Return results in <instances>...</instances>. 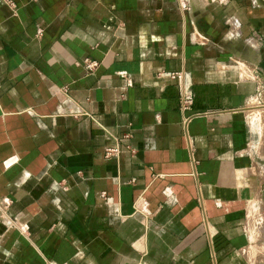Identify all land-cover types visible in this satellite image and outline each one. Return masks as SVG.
Here are the masks:
<instances>
[{
  "label": "crops",
  "instance_id": "1",
  "mask_svg": "<svg viewBox=\"0 0 264 264\" xmlns=\"http://www.w3.org/2000/svg\"><path fill=\"white\" fill-rule=\"evenodd\" d=\"M12 2L0 264L264 260V0ZM170 73L202 113L186 126Z\"/></svg>",
  "mask_w": 264,
  "mask_h": 264
},
{
  "label": "built area",
  "instance_id": "2",
  "mask_svg": "<svg viewBox=\"0 0 264 264\" xmlns=\"http://www.w3.org/2000/svg\"><path fill=\"white\" fill-rule=\"evenodd\" d=\"M4 5L15 9V5L12 0H0ZM183 5L188 3V0H180ZM84 69L91 73L98 67V63L96 61H91L89 59H85L83 62ZM170 80L177 81V89L179 92L178 98V109L182 114V124L186 126L193 118L200 116L202 113H193L192 106L194 102L193 94L191 93L190 87L183 82L181 73H170L168 74ZM119 153L117 148H108L105 150V157L109 156H117Z\"/></svg>",
  "mask_w": 264,
  "mask_h": 264
},
{
  "label": "rangeland",
  "instance_id": "3",
  "mask_svg": "<svg viewBox=\"0 0 264 264\" xmlns=\"http://www.w3.org/2000/svg\"><path fill=\"white\" fill-rule=\"evenodd\" d=\"M261 213L260 215V221L259 224L261 225V229H262V235H256L254 238V248H252L251 250L253 251V249H255V251H260V254H263L264 256V210L260 211ZM252 259L249 261V264H264V260H262L260 258V261H254V259H258V255L255 253H252Z\"/></svg>",
  "mask_w": 264,
  "mask_h": 264
}]
</instances>
